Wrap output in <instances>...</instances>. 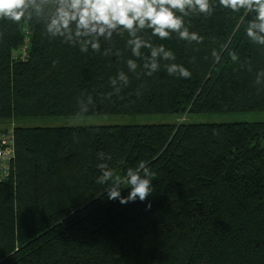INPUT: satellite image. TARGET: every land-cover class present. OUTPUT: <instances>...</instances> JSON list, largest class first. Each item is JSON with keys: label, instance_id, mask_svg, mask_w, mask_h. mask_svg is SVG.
Segmentation results:
<instances>
[{"label": "trees", "instance_id": "trees-1", "mask_svg": "<svg viewBox=\"0 0 264 264\" xmlns=\"http://www.w3.org/2000/svg\"><path fill=\"white\" fill-rule=\"evenodd\" d=\"M55 7L42 5L40 15L30 8L31 18L20 22L0 19V121L13 125L0 135L14 141L10 173L0 176V264H264V121L20 124L264 111V44L247 35L256 13L210 0V13L186 9L183 16L201 42L171 30L161 39L145 28L136 36L151 47L136 56L128 44L134 37L120 27L110 39L96 38L99 52L90 44L80 51L92 37L50 36ZM160 46L174 59L158 55L159 67L148 75L145 64ZM172 64L191 76L169 74ZM99 152L112 159L101 161ZM141 161L154 174L152 195L109 200L112 182L96 183L98 165L123 177ZM129 191L121 184L122 196Z\"/></svg>", "mask_w": 264, "mask_h": 264}, {"label": "clouds", "instance_id": "clouds-1", "mask_svg": "<svg viewBox=\"0 0 264 264\" xmlns=\"http://www.w3.org/2000/svg\"><path fill=\"white\" fill-rule=\"evenodd\" d=\"M219 3L234 12L243 9L245 12H255V20L250 22L247 28V35L254 41L264 44V0H219ZM53 4L55 11L47 22L46 31L52 37H64L65 42H71L73 36L79 38L92 37V39L80 42V51L86 52L88 45L99 52V36L110 39L113 31L118 27L126 30L133 39L128 40L133 55H140L142 46L151 45L139 37L136 33L142 29H151L153 36L161 39L168 38L170 31H175L181 39L201 42L200 37L195 32H189L183 26V16L188 15L187 10L198 11L200 13H210V0H0V19H9L20 22L23 18H31L29 9H35L37 15L42 12V5ZM176 10V11H174ZM181 15H177L176 12ZM75 24V32L71 25ZM107 54V53H105ZM162 54L165 59L174 56L171 52L165 51L163 46L152 48V62L145 64L150 68L148 75L158 69L156 57ZM236 59L235 54L232 56ZM130 69L135 70L136 64L132 60L127 61ZM169 74L177 73L182 77L189 78L191 73L184 67L172 64L168 66ZM119 79L127 82V78L120 74ZM115 84V80H112ZM98 158L101 161L111 160V155L99 152ZM98 168L101 171L96 179L98 184L112 182V186L107 190L109 200H119L121 204L135 202L137 199L145 201L152 195V178L154 174L141 161L135 168H128L125 176H115L107 163H100ZM121 184L128 185L129 194L125 197L121 195ZM151 204L146 205L150 209Z\"/></svg>", "mask_w": 264, "mask_h": 264}, {"label": "rangeland", "instance_id": "rangeland-1", "mask_svg": "<svg viewBox=\"0 0 264 264\" xmlns=\"http://www.w3.org/2000/svg\"><path fill=\"white\" fill-rule=\"evenodd\" d=\"M185 119L192 123H229V122H255L264 121V111L243 113H204V114H119L109 116H67L49 118H30L22 120L25 126H111V125H144V124H176ZM11 124L9 127H12ZM0 121V131L9 128Z\"/></svg>", "mask_w": 264, "mask_h": 264}, {"label": "built area", "instance_id": "built-area-1", "mask_svg": "<svg viewBox=\"0 0 264 264\" xmlns=\"http://www.w3.org/2000/svg\"><path fill=\"white\" fill-rule=\"evenodd\" d=\"M0 176L2 178L9 175V166L6 164L13 158L14 154V141L11 135H0Z\"/></svg>", "mask_w": 264, "mask_h": 264}]
</instances>
